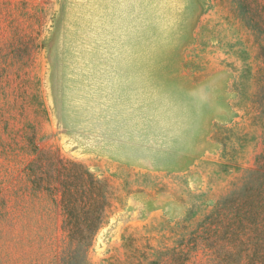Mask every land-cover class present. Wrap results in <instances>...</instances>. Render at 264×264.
I'll return each instance as SVG.
<instances>
[{
	"label": "rangeland",
	"instance_id": "1",
	"mask_svg": "<svg viewBox=\"0 0 264 264\" xmlns=\"http://www.w3.org/2000/svg\"><path fill=\"white\" fill-rule=\"evenodd\" d=\"M0 264H264V0H0Z\"/></svg>",
	"mask_w": 264,
	"mask_h": 264
},
{
	"label": "trees",
	"instance_id": "2",
	"mask_svg": "<svg viewBox=\"0 0 264 264\" xmlns=\"http://www.w3.org/2000/svg\"><path fill=\"white\" fill-rule=\"evenodd\" d=\"M68 161V160H67ZM76 167V177H73L69 189L70 214L74 223V229L80 232L83 239L82 245L89 247L90 238L106 223V210L110 205V195L107 185L91 174L84 165L68 161ZM76 189V193L73 190ZM87 193V196L80 193ZM82 202L78 208L77 202ZM88 240V241H86Z\"/></svg>",
	"mask_w": 264,
	"mask_h": 264
}]
</instances>
